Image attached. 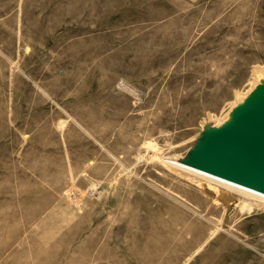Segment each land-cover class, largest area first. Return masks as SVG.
Returning <instances> with one entry per match:
<instances>
[{"label": "rangeland", "instance_id": "obj_1", "mask_svg": "<svg viewBox=\"0 0 264 264\" xmlns=\"http://www.w3.org/2000/svg\"><path fill=\"white\" fill-rule=\"evenodd\" d=\"M262 100L264 0H0V264H264L199 161Z\"/></svg>", "mask_w": 264, "mask_h": 264}, {"label": "water", "instance_id": "obj_2", "mask_svg": "<svg viewBox=\"0 0 264 264\" xmlns=\"http://www.w3.org/2000/svg\"><path fill=\"white\" fill-rule=\"evenodd\" d=\"M254 115V119L242 118L220 142H210L209 152L199 161L242 184L264 188V103Z\"/></svg>", "mask_w": 264, "mask_h": 264}, {"label": "bare ground", "instance_id": "obj_3", "mask_svg": "<svg viewBox=\"0 0 264 264\" xmlns=\"http://www.w3.org/2000/svg\"><path fill=\"white\" fill-rule=\"evenodd\" d=\"M255 102H257V101H254L253 102V108L252 109L245 110L242 113V115L236 120V122H234L228 128H225L222 131H220L219 134H218V136H216V138L214 139L213 142H217V141L220 142V140L223 138L224 134L231 133L233 130H236L238 124L241 123L242 118H245V117H247L249 115L248 116L249 118L254 119L255 118V115L254 114H255V112L257 113V107L259 105L263 104L264 103V100H262L261 102L256 103V105H254ZM202 169H204V170H206L208 172H211L213 174H216L218 176H222V177H225V178L230 179L232 181H235L234 179L230 178L228 174H226L224 172H221V171H217L216 169H213V166L205 167L204 164L202 163ZM235 182H238V181H235ZM238 183H240V182H238ZM240 184H242V183H240ZM243 185H245V184H243ZM246 186H248V185H246ZM249 187H252L254 189H257V190H260V191L264 192V188L263 187H261V188H257V187H253V186H249Z\"/></svg>", "mask_w": 264, "mask_h": 264}]
</instances>
